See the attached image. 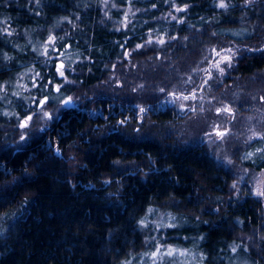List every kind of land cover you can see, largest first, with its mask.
<instances>
[{"label": "trees", "instance_id": "16d2710c", "mask_svg": "<svg viewBox=\"0 0 264 264\" xmlns=\"http://www.w3.org/2000/svg\"><path fill=\"white\" fill-rule=\"evenodd\" d=\"M100 1L0 0V84L25 79V95L56 111L21 140L19 121L36 105L10 95L0 107V264H121L146 251L150 209L187 220L167 232L195 240L202 264H234L232 252L248 262L240 241L256 226L251 201L229 197L231 166L203 135L221 123L209 119L215 107L236 115L260 102L244 84L264 71V0L251 9L245 0H111L107 10ZM246 9L248 32L239 30ZM49 33L78 54L66 77L56 53L42 52ZM234 55L227 76L213 67ZM54 86L71 106L49 100ZM188 100L194 108L180 107ZM199 110L204 122L191 116ZM242 145L234 167L264 168L256 146Z\"/></svg>", "mask_w": 264, "mask_h": 264}, {"label": "rangeland", "instance_id": "374dc122", "mask_svg": "<svg viewBox=\"0 0 264 264\" xmlns=\"http://www.w3.org/2000/svg\"><path fill=\"white\" fill-rule=\"evenodd\" d=\"M110 1L111 0L100 1V4L104 7V10H107L106 8L110 5ZM217 1L219 6L222 2L226 4L232 0ZM125 12L126 10H123L121 12V14L123 15V21L121 23L123 28L127 24ZM236 34L240 35V33ZM49 37H53L54 39L49 41ZM55 40L56 38L53 33H49L43 42L42 52L44 54L49 53V51H54L56 53V55L52 57L55 59L57 76L63 78L66 77L67 71H73L74 67L78 63V54L73 48L70 47L58 50L54 43ZM221 59H219V61ZM235 59L236 57L233 56L231 57L230 61L220 63V73L223 74V76L226 74V71L229 70L232 65H234ZM58 63H61L64 66L62 69V71L64 72L63 76H61L57 71V68L59 66ZM256 79H260V84H254L253 81ZM244 85L248 87H256L257 96H259L261 103H256L252 105L250 109H248V111L242 112L241 114L238 113L236 115H233L234 113L232 109L228 106L222 108L215 107L209 119L211 120L212 125L215 124L216 126V123L218 122H221L222 124L220 123V125L218 124L217 127H214L213 133H204L203 138L208 141L210 149L214 151V156L221 162L225 163V165L231 166L230 178L229 180L225 181L229 197L232 200H237L238 202H243L245 199H249L251 201V205L249 208L254 212V225H256V228H249L250 233L246 235L247 237L245 236L246 240L244 239L240 241L241 244L246 245L248 250L252 252V254L250 255L251 260H248V262L244 263L239 254H235V252H232L227 256V263H232L234 261V264H264V196L256 194L258 191H264V169L255 172H248L247 170H244L242 168H235L234 165L238 167V164H236L234 160H232L233 155H235V152H233V150L236 151V147L239 145V143L242 142L244 143V146L251 145L255 142L251 148L256 146V149L253 150H255V152L259 155L264 154V136L262 135L264 131H260L264 130V71H260L249 76L247 79V83H245ZM26 92L27 87L25 79L22 81H20L19 79H15L13 82H10L8 84L7 82L1 83V109H4L5 112L7 111L6 107H8L10 100H12L11 96H14L17 100L30 99L25 95ZM68 97L71 98L70 96ZM68 97L61 93L59 88L57 90V86H54L52 95L50 96L49 100L51 102L59 100V105L61 106L64 105L62 102L65 101ZM44 99L45 98L41 100ZM41 100H38L37 105L33 100H28V104L31 106L36 105L37 109L25 118L20 119L18 124V132L20 136L27 137L33 135L38 131L43 130L45 126L49 124L48 121L52 118V115L56 111L55 109H53V107H51L52 104H49L47 101L43 105V107H41L39 103ZM47 103L50 105V107H46ZM59 105L56 107H59ZM182 106L186 108L190 107L191 109L194 108L193 103H191L189 100L188 102H184V104H182L180 107ZM25 108L27 109L28 107L26 106ZM218 109H220L219 112L217 111ZM224 109H230V111H224ZM45 112L51 114L50 119L44 117ZM195 112L192 113V118L196 121L204 122V117L201 116V111L199 110ZM29 116H31L32 119L29 121L28 127L21 128L20 123ZM193 119L191 121H193ZM191 121H189V123L185 124L183 127L184 132L187 134L194 133V128L192 127ZM226 121L231 122V128H229ZM196 129H198V127L195 128V132ZM227 129L230 130L227 131ZM217 132H224L225 135L223 137H220L216 134ZM244 133L245 136L243 135ZM240 135L241 137L244 136L242 139L243 141H240ZM16 215V212L12 213L9 216L8 220L11 222V220ZM181 218H178L176 215L169 211H160L158 209H151V211H148L143 218V226L146 227L147 230V236L145 237L147 245L146 251L134 256H130L128 259L122 261L121 264H202L203 257H201L199 253H197V244L195 240L190 239L188 236H183L178 240L177 238H179V236H176L175 232H167L168 230L173 229V227H176L180 224H185L187 220ZM4 231L5 226H0V237H2L1 235H3ZM157 249H159L160 251L155 257H153L152 253L157 252ZM169 250H172L173 255H167V252Z\"/></svg>", "mask_w": 264, "mask_h": 264}, {"label": "snow or ice", "instance_id": "6c2138e0", "mask_svg": "<svg viewBox=\"0 0 264 264\" xmlns=\"http://www.w3.org/2000/svg\"><path fill=\"white\" fill-rule=\"evenodd\" d=\"M219 6H220V7H225L226 5L222 2ZM178 10H179V9H178ZM52 39H54V38H53V37H49V41H51ZM213 51H214V50H213ZM216 55H217V56H220V53L217 52ZM230 60H231V56H223L222 59H221L220 61H218L217 63H215V64L213 65V67L219 68V67H220V63H222V62H226V61H230ZM63 67H64L63 64H61V65H59L58 68H57V71L59 72V74H60L61 76L64 75V72L62 71ZM221 71H222V69H221ZM58 88H59V86H57V90H58ZM162 91H163V89H162ZM182 98L185 99V100H187V99H190V98H194V96H192V97L184 96V97H182ZM46 101H47V97H46L44 100H41V101L39 102V103H40V106L43 107V105L46 103ZM62 103H63V104H69V103H71V98H68L67 100L63 101ZM141 111H143V109H141ZM217 111L219 112L220 109H218ZM224 111H230V109H224ZM44 117L50 119V118H51V114L48 113V112H45V113H44ZM31 119H32L31 116L27 117L24 121H22V122L20 123V127H21V128H27L28 125H29V121H30ZM121 123H123V121H122ZM216 134H217L218 136H220V137H223V136L225 135L224 132H217ZM24 138H25L24 136H21V140H23ZM249 155H251V154H249ZM256 194H257V195L264 196V191H258ZM149 211H151V209H150ZM143 223H144V222L141 221V224H142V225H143ZM169 226H171V225H169ZM159 251H160V250L157 249V252L152 253V256L155 257ZM233 251H235V249H233ZM167 255H169V256L173 255L172 250H169V251L167 252Z\"/></svg>", "mask_w": 264, "mask_h": 264}, {"label": "flooded vegetation", "instance_id": "af4514ba", "mask_svg": "<svg viewBox=\"0 0 264 264\" xmlns=\"http://www.w3.org/2000/svg\"><path fill=\"white\" fill-rule=\"evenodd\" d=\"M217 5H218V1H217ZM244 6H245V8H249V9H251V7H252V0H245V2H244ZM243 6V7H244ZM219 8H222V7H220L219 6ZM246 15H245V18H244V23L245 24H243V23H241L242 21L240 20L239 22H240V24L239 25H241L242 27H245L244 29L242 28H240L239 30H241V31H244V32H246L248 29H247V26H251V22H252V18H251V10H247L246 9V13H245ZM251 28V27H250ZM248 32V31H247ZM235 57H236V55H234ZM252 145H253V143H252ZM249 155V154H248ZM251 157H252V155H250ZM261 157H262V155H261ZM262 158H264V154H263V157ZM251 162H252V160H251ZM262 169H264V168H262ZM261 169V170H262ZM260 171V170H259Z\"/></svg>", "mask_w": 264, "mask_h": 264}, {"label": "water", "instance_id": "95a60500", "mask_svg": "<svg viewBox=\"0 0 264 264\" xmlns=\"http://www.w3.org/2000/svg\"><path fill=\"white\" fill-rule=\"evenodd\" d=\"M58 65H61V63H58ZM68 98H69V97H68ZM68 98H66V100H67ZM64 105H66V106H71V105H72V101H71V103H69V104H64Z\"/></svg>", "mask_w": 264, "mask_h": 264}]
</instances>
